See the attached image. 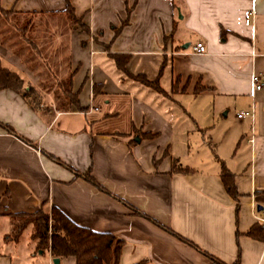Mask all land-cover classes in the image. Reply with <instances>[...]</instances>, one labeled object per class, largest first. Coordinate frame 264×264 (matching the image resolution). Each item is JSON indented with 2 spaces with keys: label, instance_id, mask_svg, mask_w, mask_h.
Segmentation results:
<instances>
[{
  "label": "crops",
  "instance_id": "1",
  "mask_svg": "<svg viewBox=\"0 0 264 264\" xmlns=\"http://www.w3.org/2000/svg\"><path fill=\"white\" fill-rule=\"evenodd\" d=\"M68 2L85 29L64 0H0V63L35 91L40 76L22 60L39 51L26 33L39 40V13L66 15V38L52 31L43 44L63 54L67 73L54 84L70 77L77 100L32 108L0 89V264H53L31 224L10 237L13 215L40 206L122 240L117 264H214L199 250L264 264V241L245 235L264 215V0ZM251 108L252 119L235 117Z\"/></svg>",
  "mask_w": 264,
  "mask_h": 264
},
{
  "label": "trees",
  "instance_id": "2",
  "mask_svg": "<svg viewBox=\"0 0 264 264\" xmlns=\"http://www.w3.org/2000/svg\"><path fill=\"white\" fill-rule=\"evenodd\" d=\"M64 2L65 8L63 11L66 13L70 23H78L85 29L80 19L74 15L73 8L68 0H64ZM0 14L7 15V12L0 9ZM28 24L29 22L27 20L19 27L22 37L24 36V31ZM139 80L145 84L152 85V87L160 91L156 83H150L141 78ZM58 85L67 102L77 106L76 96L70 90V77L63 81H59ZM3 88L14 91L32 108H35L39 103L40 97L38 92L31 86L25 84L23 79L16 72L2 66L0 63V89ZM2 127L8 132L14 133L8 126L4 125ZM74 175L82 177L88 182L97 185L88 173L81 174L74 171ZM220 179L225 191L230 197L236 199L238 193L233 182V176L224 167H222L220 171ZM128 207L132 209L133 212H136L131 206ZM13 216L14 224L10 235L12 240H16L22 229L28 224H31L30 239L35 241L36 251H48L49 255L53 258L73 256L75 264H117L122 240L107 232H95L88 228L78 226L55 207H51L49 211H47L43 206H40V208L33 213H17ZM166 230L176 235L170 229ZM245 235L256 240L264 241V224H252L245 232ZM176 236L183 242L199 250L188 240L178 235ZM199 251L207 256L214 264H225L206 252ZM232 264H238V257Z\"/></svg>",
  "mask_w": 264,
  "mask_h": 264
},
{
  "label": "rangeland",
  "instance_id": "3",
  "mask_svg": "<svg viewBox=\"0 0 264 264\" xmlns=\"http://www.w3.org/2000/svg\"><path fill=\"white\" fill-rule=\"evenodd\" d=\"M36 18L37 20H35V23L41 25V29L38 34L40 37L39 40L37 39L35 41L34 35L32 34L33 28L27 31L26 37L33 39V41L36 43V48L38 49L39 53L30 51L29 56L24 57L22 55L24 57L22 63L28 70H31L32 72L35 70L38 72L40 77L38 80L39 84L37 83V86L39 85V91L37 89V92H39L38 94L41 98L39 102L43 101V105H49L62 96L61 88L55 86L54 81L55 77H58L59 79L64 78V75L67 73V65L65 61L61 60L63 55L61 52H57V50L53 48L49 49L43 43L46 41L50 35V32L52 31L60 33L62 36L61 39L64 40V38H66L68 23L66 15L61 12L39 13ZM4 19V16L0 15V21L2 23ZM20 21L18 22L20 23ZM50 27L53 28L50 29ZM17 32H19V30H17ZM28 48L29 47H27V49ZM25 84L30 85L27 80L25 81ZM62 103L63 100L60 98V101L56 102L55 105L60 106Z\"/></svg>",
  "mask_w": 264,
  "mask_h": 264
},
{
  "label": "built area",
  "instance_id": "4",
  "mask_svg": "<svg viewBox=\"0 0 264 264\" xmlns=\"http://www.w3.org/2000/svg\"><path fill=\"white\" fill-rule=\"evenodd\" d=\"M204 51H205L204 45L200 41L195 42L191 48V52L194 54H201ZM255 55L256 54L254 52H251V54H250L251 57H253ZM250 83H251V88L254 91L259 90L261 88V85H262L260 82V77L258 76V74L254 73V72L250 75ZM235 117L237 119H242V118L252 119L253 110H252V108L248 109V110H240V111L235 113ZM259 222L264 224V215L259 219Z\"/></svg>",
  "mask_w": 264,
  "mask_h": 264
},
{
  "label": "water",
  "instance_id": "5",
  "mask_svg": "<svg viewBox=\"0 0 264 264\" xmlns=\"http://www.w3.org/2000/svg\"><path fill=\"white\" fill-rule=\"evenodd\" d=\"M258 209H259V208L257 207V210H258ZM51 261H52L53 264H57V262H58V258H53Z\"/></svg>",
  "mask_w": 264,
  "mask_h": 264
}]
</instances>
